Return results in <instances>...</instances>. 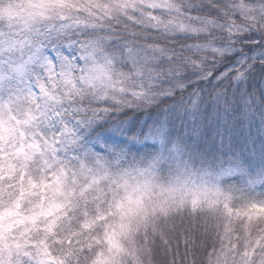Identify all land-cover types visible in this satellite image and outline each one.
Here are the masks:
<instances>
[{
    "label": "clouds",
    "instance_id": "9594fccd",
    "mask_svg": "<svg viewBox=\"0 0 264 264\" xmlns=\"http://www.w3.org/2000/svg\"><path fill=\"white\" fill-rule=\"evenodd\" d=\"M0 264H264V0H0Z\"/></svg>",
    "mask_w": 264,
    "mask_h": 264
}]
</instances>
